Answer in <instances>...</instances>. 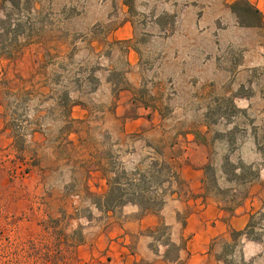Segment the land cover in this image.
Here are the masks:
<instances>
[{"label": "rangeland", "instance_id": "obj_1", "mask_svg": "<svg viewBox=\"0 0 264 264\" xmlns=\"http://www.w3.org/2000/svg\"><path fill=\"white\" fill-rule=\"evenodd\" d=\"M234 1L14 0L32 35L15 58H0V248L8 240L22 246L20 264H112L98 237L134 203L96 206L108 189L104 172L122 166L126 177L139 178L126 197L161 201L157 212L172 194L185 200L184 185L171 176L188 161L185 132L202 145L189 150H205L208 158L206 192L225 207L242 201L264 167V0H248L261 12L260 26L242 25ZM124 20L132 22L133 37L108 39ZM128 47L140 59L134 92L162 115L159 130L125 133L133 105L116 115ZM73 105L86 116L73 118ZM250 143L259 155L247 163L234 150ZM261 201L244 233L264 253V195ZM74 230L64 241L61 232ZM231 236L222 251L226 264H264V254L243 261L238 235ZM154 237L173 257L168 227L159 225Z\"/></svg>", "mask_w": 264, "mask_h": 264}, {"label": "crops", "instance_id": "obj_2", "mask_svg": "<svg viewBox=\"0 0 264 264\" xmlns=\"http://www.w3.org/2000/svg\"><path fill=\"white\" fill-rule=\"evenodd\" d=\"M122 7L125 9L126 5L122 3ZM132 37L133 24L130 20H124L108 35L111 41H125ZM125 60L126 86L117 89L115 111L116 115H120L128 106L133 105L136 112L124 117L122 129L125 133L149 128L152 131L159 130L164 120L162 115L152 105L143 103L134 92L141 80L139 56L128 47ZM71 114L73 118L81 119L86 116V110L73 105ZM183 138L187 141L183 158L188 161L182 163L178 171L184 181L185 200L179 199L176 193L172 194L171 199L158 212L143 213L137 205H124L121 217L110 220L98 237V242H106L112 264H226L222 251L224 245L233 241L232 232H243L261 208L264 167L259 170L258 181L252 183L242 201L232 208L225 207L205 190L204 164L208 159L203 152L205 150H189L191 147L202 146L195 141L196 134L185 132ZM234 152L247 163L255 161L259 155L251 143L248 148ZM219 153L229 154L232 158L229 150H219ZM98 181L103 184L102 178L99 177ZM184 207H188L189 211L179 217ZM161 224L168 227L170 241L176 246L173 257L168 255L170 245L154 237ZM237 239L243 261L263 256L261 242L247 238L245 233L239 234ZM252 264L258 263L253 261Z\"/></svg>", "mask_w": 264, "mask_h": 264}, {"label": "trees", "instance_id": "obj_3", "mask_svg": "<svg viewBox=\"0 0 264 264\" xmlns=\"http://www.w3.org/2000/svg\"><path fill=\"white\" fill-rule=\"evenodd\" d=\"M1 1V7L3 10V16L0 17V58L6 57V58H15V56L20 51V48L24 44H28L32 35V25L26 26L22 20H20L19 13L17 8L15 7L14 0H0ZM8 2L11 8L6 9L5 3ZM124 3H127V0H124ZM18 5V4H17ZM16 5V6H17ZM230 8L232 12L236 15L239 22L242 25L246 26H260L262 25V15L259 9L252 4L248 0H236L231 5ZM16 17H15V16ZM18 15V16H17ZM1 72V70H0ZM70 117V115L68 114ZM73 120L71 118L69 121ZM179 166L172 170V178L174 182L179 185L183 186L184 181L180 178L179 175ZM114 173V177H109L108 173L111 172ZM139 175L140 173H134L133 175ZM104 175L107 177V183H108V189L106 193L98 197V200L95 202L97 207L104 208L105 210L113 209L117 206L124 205L126 203H134L137 204L141 211L144 212H157V205L161 204L160 202H150V201H142L137 199H131L127 198V190H135L139 187L138 180L139 178H136L133 176L132 178L126 177V171L122 166H119V168H113V170H107L104 172ZM146 188V187H144ZM250 226V223L246 226ZM243 232H236L234 231V234H241ZM75 234L77 232L74 230L72 234H64L61 232V235L63 236L64 241H68L69 239L74 238ZM78 238V241H82L81 236H76ZM76 238V239H77ZM77 243L73 244L71 247H75ZM22 246L18 247V245L14 244L13 242L8 240V243L0 248V264H20L18 262L17 254L20 250H22ZM74 251V250H73Z\"/></svg>", "mask_w": 264, "mask_h": 264}]
</instances>
